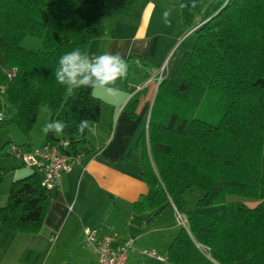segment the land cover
Here are the masks:
<instances>
[{
  "label": "trees",
  "instance_id": "trees-1",
  "mask_svg": "<svg viewBox=\"0 0 264 264\" xmlns=\"http://www.w3.org/2000/svg\"><path fill=\"white\" fill-rule=\"evenodd\" d=\"M138 1L0 0V131L15 125L29 138L43 107L49 122L66 124L46 143L67 139V153L80 150L87 131L77 134L79 122L98 123L102 102L92 89L69 92L57 83L59 58L88 52L96 16L120 15ZM180 1L181 27L195 42L177 78H163L155 92L136 144L155 195L140 196L131 210L152 220L167 208L181 213L184 194L196 189L203 195L187 214L188 228L168 246V260L264 264V0ZM31 40L32 48L23 46ZM137 105L127 106L131 118ZM9 144L2 152L15 163L4 150ZM5 175L0 167V188ZM55 193L35 172L12 182L0 207V239L4 230L38 234ZM24 263L39 257L27 252Z\"/></svg>",
  "mask_w": 264,
  "mask_h": 264
},
{
  "label": "crops",
  "instance_id": "crops-1",
  "mask_svg": "<svg viewBox=\"0 0 264 264\" xmlns=\"http://www.w3.org/2000/svg\"><path fill=\"white\" fill-rule=\"evenodd\" d=\"M180 6V0H139L130 11L120 15L96 16L87 53H119L128 64V75L116 82L120 89L116 96L93 90L92 94L102 102V112L99 122L91 124L95 134L87 132L86 143L80 147L85 151L83 161L63 175L38 234L3 231L0 264H25L30 251L39 257L38 264H95L96 254L86 244L85 228L97 229L100 237H112L113 247L133 238L136 250L151 248L167 256L168 246L183 227L177 221L176 211L167 208L152 220L151 213L135 214L131 205L140 196L155 195L145 184L141 152L136 144L148 126L157 78H177L178 65L191 50L190 46L170 48L165 41L168 35L172 36V24L178 35L182 34ZM164 11L171 12L170 24L164 22ZM132 56L139 58L130 59ZM162 65H166L164 73ZM132 101L138 102L135 118L130 117L127 107ZM38 110L29 138L23 137L15 125L0 131V167L6 172L2 186L32 174L30 169L4 156L2 147L12 142L37 147L47 142L49 133L43 132V128L50 121L51 112L45 108ZM193 191L197 204L203 194ZM188 212L185 216L183 211L180 214L187 218ZM131 258L132 264L137 263L136 253Z\"/></svg>",
  "mask_w": 264,
  "mask_h": 264
},
{
  "label": "built area",
  "instance_id": "built-area-1",
  "mask_svg": "<svg viewBox=\"0 0 264 264\" xmlns=\"http://www.w3.org/2000/svg\"><path fill=\"white\" fill-rule=\"evenodd\" d=\"M157 78L156 86L162 79ZM69 141L60 139L55 143H45L43 146L27 147L10 143L5 150L18 165L38 173L41 185L48 191H57L61 184L63 175L70 173L74 165L81 163L85 153L81 150L67 153ZM176 211V210H175ZM177 221L180 225L188 228L187 219L178 211ZM84 235L86 244L96 254L95 264H132L131 254L136 253L138 261L135 264H174L168 260V256L158 253L156 250L135 249V239H128L123 245L113 247V238L109 236L100 237L97 229L85 228Z\"/></svg>",
  "mask_w": 264,
  "mask_h": 264
},
{
  "label": "clouds",
  "instance_id": "clouds-1",
  "mask_svg": "<svg viewBox=\"0 0 264 264\" xmlns=\"http://www.w3.org/2000/svg\"><path fill=\"white\" fill-rule=\"evenodd\" d=\"M194 6V0H193ZM170 11L163 12V19L170 24ZM128 75V64L119 53L93 54L82 52L79 48L63 54L58 61L55 70V78L59 85L65 86L69 92L75 89L100 90L106 96L113 97L119 94L116 82L126 78ZM0 113V120L4 119ZM66 124L55 120L47 123L43 132L60 134L64 132ZM95 134L88 119H82L77 127V134L83 136L85 132Z\"/></svg>",
  "mask_w": 264,
  "mask_h": 264
},
{
  "label": "rangeland",
  "instance_id": "rangeland-1",
  "mask_svg": "<svg viewBox=\"0 0 264 264\" xmlns=\"http://www.w3.org/2000/svg\"><path fill=\"white\" fill-rule=\"evenodd\" d=\"M170 27H171V31L173 30L172 31V36L168 35V39L165 40L166 44H170V48L173 47V46H175V47H178V46H181V47L190 46L192 48V46H193V44L195 42V36L191 35V33H189V32H184V31H182L181 35H178L179 31L175 29L174 25L172 24V26H170ZM176 38H178V39H176ZM34 43H35V41H33V40H31L29 42L26 41V42H24L23 46L32 48L33 47L32 45H34ZM169 49H167V50H169ZM162 67H163L162 73H164L163 71L166 69V65H162ZM159 71L161 72L160 69H159ZM155 95H156V93H155ZM155 95L153 94V99H152L151 104H150V106H151L150 107V112H151L152 105L154 103ZM9 188H10V185H8V183L6 184V182H4L3 186L0 188V207L4 206L6 204L5 201L7 200V196H8V193H9ZM185 195H186V199H185L186 204H185V207H183L184 209L182 210L183 211V213H182L183 216H185V211L188 212L189 210H191L196 205V197H197L196 194H195V191H189ZM254 202L255 201H252V200L248 201L249 204H247V205L252 206L254 204Z\"/></svg>",
  "mask_w": 264,
  "mask_h": 264
},
{
  "label": "water",
  "instance_id": "water-1",
  "mask_svg": "<svg viewBox=\"0 0 264 264\" xmlns=\"http://www.w3.org/2000/svg\"><path fill=\"white\" fill-rule=\"evenodd\" d=\"M54 135V133L51 132V136Z\"/></svg>",
  "mask_w": 264,
  "mask_h": 264
}]
</instances>
